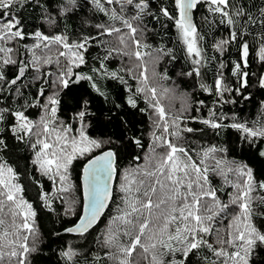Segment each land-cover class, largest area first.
I'll use <instances>...</instances> for the list:
<instances>
[{
    "label": "snow or ice",
    "instance_id": "1",
    "mask_svg": "<svg viewBox=\"0 0 264 264\" xmlns=\"http://www.w3.org/2000/svg\"><path fill=\"white\" fill-rule=\"evenodd\" d=\"M90 4L102 19L84 34L60 26L76 15L79 0H57L55 8L51 0H0V264H38L39 210L56 212L57 200L66 204L65 216L76 217L50 233L60 239L57 264H264V179L227 143L199 138L206 129L217 137L234 131L240 147L264 160V99L257 120L224 111L253 101L251 88L264 89V72L250 71L253 54L264 66V7L254 14L236 0H171V6L160 0L155 8L154 0ZM200 7L205 22L227 30L211 45L221 59L210 83L206 65L217 56L208 57L202 46L194 22ZM29 8L43 12L32 31L22 15ZM169 26L190 65L178 75L193 78L210 103L161 84L171 78L159 65L176 56L149 41ZM232 46L238 55L226 76L223 57ZM110 82L122 88V103L112 101L107 119H118L124 134L96 136L92 93L109 102ZM85 83L91 91L71 97L75 107L65 112V96ZM202 109L206 114H193ZM137 113L144 117L140 129L126 118ZM78 161H85L79 214L67 196L76 187Z\"/></svg>",
    "mask_w": 264,
    "mask_h": 264
},
{
    "label": "trees",
    "instance_id": "2",
    "mask_svg": "<svg viewBox=\"0 0 264 264\" xmlns=\"http://www.w3.org/2000/svg\"><path fill=\"white\" fill-rule=\"evenodd\" d=\"M237 3L245 4L251 12L254 14H258V9L264 7V0H236ZM81 7L77 9L76 15L67 18L61 21V28L64 25H67V29L70 32L79 33L83 32L87 34L89 30L92 29V25L96 23L98 20L102 19L101 14L95 12L90 4V0H79ZM160 0H154V8L159 6ZM164 6H171V0H163ZM51 5L53 8L57 6V0H51ZM22 15L25 17L28 30L32 31L36 27H38L42 23L43 12L40 9L33 10L31 8L22 12ZM195 22L200 29L202 35H204L205 39L202 41V46L207 50L206 54L208 57H212L213 55L217 56V60H210V62L206 65L208 82H211V77L215 71V68L218 66V60L221 59L219 54L215 53L211 48L214 40L219 39L222 36H227V30L223 26H218L215 23L205 22L203 17L208 16V13L204 7H200L194 13ZM213 18L209 16V21H212ZM47 28V25H44ZM158 27V26H157ZM175 31L169 26L167 30L159 29V35L154 36L149 43L160 44L163 43L168 47L173 48V54L176 56V60L169 61L168 58H165L164 61L158 67V71L166 72L167 75L171 78L168 81H161V84L164 86H178L179 90L192 92L196 99H203L206 102H211V97L208 96L207 93H203L196 86V83L193 78L181 77L178 74L183 70L187 71L190 66L185 59V53L182 50V46L175 42ZM162 38V39H161ZM96 53V49L92 50V54ZM237 51L235 46H232L229 51L225 54V62L228 64V68L225 69V75H229V70L231 67V61L237 58ZM119 65V58L112 62V67H117ZM87 71V69H84ZM250 71L255 72L257 74L264 72V66H260L256 60L254 54L251 57L250 63ZM252 83L255 85L256 80L255 77L252 80ZM32 92L35 91V88L31 89ZM90 92V88L85 83L83 87L77 86L72 91H69L68 95L65 96V112H71V110L75 107V100L71 97L79 96L81 92ZM106 91L110 93L109 102L105 103L103 98H100L92 93V110L96 112L97 116L93 123V128L91 130V134L96 136H120L123 135V129L118 127V119H113L109 121L107 119L108 109L111 108L112 101L114 100L116 103H122L120 100V96L122 95V88L117 85L115 82H110L106 86ZM250 91L254 95V100L250 102H241L238 105H225L224 111H235L238 112L241 116L248 120H257L260 118L259 113L261 111L259 102L264 99V89H259L258 87H253ZM27 95V93H26ZM165 103H168V100H165ZM177 107H179V101H172ZM143 106V105H141ZM131 112L132 110H128ZM206 109H202L201 113H193L195 115H204L206 114ZM124 111L121 110L117 115H123ZM133 121L135 128L140 129L142 127L141 121L144 120V117L140 114H136L134 116L126 117ZM203 127V125H195ZM236 133L234 131L223 132L221 136H215L211 130L206 129V135L203 137H199L202 141H207L211 143H227L232 149V155L236 159H245L247 162L254 167L257 175L264 179V160H259L253 152L247 150L246 148L240 147L236 143ZM147 143V141H145ZM98 154V150L97 153ZM20 156L26 155L24 151L19 152ZM85 161H78L74 164V170L72 172V181L76 186L70 193L67 194L69 199H75L76 203L74 205L77 214H79L80 209L83 203V193L82 188H80L81 180H80V168L82 167ZM127 158L122 159L121 166L127 164ZM21 166H23L24 161H20ZM22 181L28 182L25 177H22ZM41 183H48L44 178H41ZM217 185L219 186V179L217 178ZM114 195L115 193V185H114ZM36 196V188H30L27 193V198L29 200H33ZM53 207L56 209L54 213H48L46 210H39L38 222L40 224L41 232L43 234V253L38 261V264H57L58 257L56 255V250L58 245L60 244V239L54 235H50V233L55 232L57 230H62L63 226L66 223H70L72 220H75L74 216H65L64 208L66 204L57 200ZM107 211L105 216H107ZM104 219V218H102ZM98 228L102 229L103 224L99 225ZM95 235V233H93ZM65 239H72V237H65ZM91 239V237L89 238Z\"/></svg>",
    "mask_w": 264,
    "mask_h": 264
},
{
    "label": "water",
    "instance_id": "3",
    "mask_svg": "<svg viewBox=\"0 0 264 264\" xmlns=\"http://www.w3.org/2000/svg\"><path fill=\"white\" fill-rule=\"evenodd\" d=\"M195 13V12H194ZM194 22H195V16H194ZM196 23V22H195ZM113 189H114V185H113Z\"/></svg>",
    "mask_w": 264,
    "mask_h": 264
}]
</instances>
